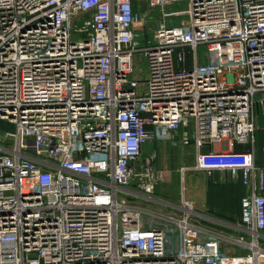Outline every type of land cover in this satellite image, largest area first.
<instances>
[{
  "label": "built area",
  "instance_id": "obj_1",
  "mask_svg": "<svg viewBox=\"0 0 264 264\" xmlns=\"http://www.w3.org/2000/svg\"><path fill=\"white\" fill-rule=\"evenodd\" d=\"M257 103L264 0H0V264H264ZM156 144L246 189L231 231L156 200Z\"/></svg>",
  "mask_w": 264,
  "mask_h": 264
},
{
  "label": "crops",
  "instance_id": "obj_2",
  "mask_svg": "<svg viewBox=\"0 0 264 264\" xmlns=\"http://www.w3.org/2000/svg\"><path fill=\"white\" fill-rule=\"evenodd\" d=\"M254 124H255V133L253 140H250L247 144H233L232 151L234 153H254L255 164L258 167L263 165L264 161V104L257 103L254 108ZM162 145V144H161ZM160 144H156L151 146L157 151L158 154V162L157 168L161 169L160 162V153L158 147ZM178 146V145H177ZM181 149H184L178 146ZM150 149V148H149ZM192 153V161H193V151L192 148H189ZM227 147L225 144H215L211 147H207L205 150L207 151H224ZM218 181L214 183L215 185L207 184L209 179L205 178L206 181L201 185V191L198 194L192 195L189 193V188L192 190L194 186H192V182H197L194 178L190 179V184L185 186L186 191L181 194V200L186 199L188 202H192L194 205L193 211L195 218L206 224L208 226H212L214 228L229 230V227L232 225L238 224L241 216V200L246 194V189L242 187L240 184H227L222 180L220 174ZM185 184V176L183 178ZM166 181V180H165ZM164 181V182H165ZM182 181V178H181ZM210 181V180H209ZM230 185V186H228ZM189 186V188H188ZM161 187V186H160ZM159 187V188H160ZM158 188V189H159ZM156 190L155 198L156 200L170 203L172 201L173 195L170 196L164 194L165 191L161 188L160 190ZM163 192V194L160 193ZM193 191V190H192ZM170 197L171 199H169ZM189 199V200H188ZM191 199H196L194 201H190ZM181 200L179 203H181Z\"/></svg>",
  "mask_w": 264,
  "mask_h": 264
},
{
  "label": "rangeland",
  "instance_id": "obj_3",
  "mask_svg": "<svg viewBox=\"0 0 264 264\" xmlns=\"http://www.w3.org/2000/svg\"><path fill=\"white\" fill-rule=\"evenodd\" d=\"M173 10L176 11H184L187 9L186 5H179V6H174L172 8ZM206 49H202L200 51H198V56L201 62L205 61V57H206ZM135 67L136 69L139 71V76L143 79L146 78L147 76V67L145 65V60L142 58H138L139 56H135ZM140 60V61H139ZM148 148H151V146H149ZM159 153H160V162L159 164L161 165V169L162 170H168L169 174H170V178H166L161 184H160V188L158 190H160L161 188L165 191L164 194L170 196L169 193H171V195H173L172 201H169L171 204H179V201L181 200V174H180V170L182 168H186L188 171L185 174V186H187L188 184H190V179L194 178L195 181L197 182H192V186H194L192 188V190L189 188L188 192L192 195L194 194H198L199 191H201V185L203 183V181L205 182L206 179L204 178V176L200 173L194 172L191 170L192 165H193V161H192V153L190 149H181L179 148L177 145H171V144H160V146L158 147ZM190 169V170H189ZM219 176H217V174H215L211 179H209L207 181V184H210L212 181H218ZM212 185H215L214 183H211ZM161 194H163V192L160 191ZM186 194V193H185ZM169 199H171L170 197H168ZM186 200V199H184ZM189 200V199H188ZM196 199H191L190 201H194ZM187 201V200H186ZM192 203V202H191ZM194 207V205H193Z\"/></svg>",
  "mask_w": 264,
  "mask_h": 264
},
{
  "label": "trees",
  "instance_id": "obj_4",
  "mask_svg": "<svg viewBox=\"0 0 264 264\" xmlns=\"http://www.w3.org/2000/svg\"><path fill=\"white\" fill-rule=\"evenodd\" d=\"M227 184H231V183H227ZM237 185V184H236ZM228 186H230V185H228Z\"/></svg>",
  "mask_w": 264,
  "mask_h": 264
}]
</instances>
